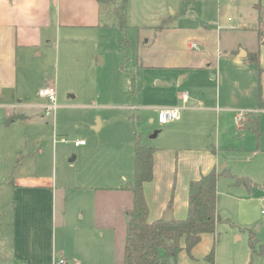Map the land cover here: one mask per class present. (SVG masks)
<instances>
[{"label": "crops", "instance_id": "crops-1", "mask_svg": "<svg viewBox=\"0 0 264 264\" xmlns=\"http://www.w3.org/2000/svg\"><path fill=\"white\" fill-rule=\"evenodd\" d=\"M216 1L219 7L222 4L229 6L231 12H226L225 17L223 11L219 10L220 21L216 29L210 32V37L209 32L201 27L189 29L194 35L187 38H173L172 35L166 36V32H158L153 46L145 48L141 54L143 70L169 71L164 76L155 77V84L148 83L147 92L168 99L161 109L181 110V119L172 122L176 130L170 134L172 145L152 146L156 149L154 178L144 186L151 221L164 218L169 211L172 219L186 218L190 183L215 168H226L225 162L230 163L225 153L231 150L222 147V137L227 136V140H232L236 139L237 134L249 133L242 131V124L237 120L238 112L247 110L245 120L249 113H258L261 120L264 113V0ZM105 11L106 3L103 0H0V111L4 112V121L15 111L29 117L24 123L33 120L31 110L36 106L33 108L31 103L26 102L31 98L32 88L37 92L54 84L52 77L49 80L47 75L53 70V50L58 56L62 41H73L80 32L103 26ZM222 19L235 27L236 23L243 26L242 31H255L258 45L250 49L240 41L226 45ZM161 40L163 43L160 44ZM194 44L198 47L194 48ZM207 44L211 46L206 48ZM200 46L203 49L199 51ZM256 53L259 54L263 70V109L259 108L258 74L256 88H253L239 70L244 59L253 64L250 56ZM46 106L38 107L45 116ZM130 109L138 110L135 106ZM142 109L154 111L152 107ZM233 123L237 131L234 134L231 133ZM105 124L107 121L100 116L97 124H92L91 128L100 130ZM211 127L216 133V144L210 143L205 147L192 144L196 137H201L202 131ZM155 130L152 137L158 138L163 131L159 128ZM62 139L66 142H62ZM81 140L71 141L61 135L54 136V158L57 145L70 143L72 161L80 160L83 165L62 183L58 182L55 168L53 176L49 178L28 176L18 179L16 184L13 182L17 193L11 221L13 244L7 254L9 260L1 263L4 254L0 253V264H54L60 259L65 260L66 264L123 262L127 212L133 204V195L124 186L134 178V158L132 173L121 175L118 181L102 183L89 170L94 165V148L101 147L89 146L88 143L75 146L74 142ZM261 170L264 171V164ZM252 178L260 180L253 175ZM221 180H218L217 199L219 224L223 222L220 212L223 200L220 196L230 198L231 195L233 203L245 214L240 224L248 228L246 233L241 229L240 233L231 231L242 246L234 245L230 239L225 240L217 249L214 264H264V254L256 256V259L252 257L251 262L248 244V229L254 232L259 245L264 244V184H257L253 191L244 193L242 189L245 188L235 186L233 179L229 180V191H222ZM172 194L174 197L170 207ZM244 203L255 204V209L251 211V207L243 206ZM216 236V232L203 235L201 243L193 250V261L203 258L206 264H211L206 256L215 247Z\"/></svg>", "mask_w": 264, "mask_h": 264}, {"label": "rangeland", "instance_id": "rangeland-1", "mask_svg": "<svg viewBox=\"0 0 264 264\" xmlns=\"http://www.w3.org/2000/svg\"><path fill=\"white\" fill-rule=\"evenodd\" d=\"M121 3L122 0L106 3L103 26L80 32L73 41H62V50L58 56L53 50V70L47 75L49 80L52 77L58 94L57 108L51 116H45L44 111L38 108L48 105V102L38 96L39 89L36 92L35 88H32L31 98L26 102L31 103L33 108L36 106L31 110L33 120L6 125L4 112L0 111V253L4 254L1 263L9 260L10 256L7 254L13 244L14 230L11 221L17 196L13 182L16 184L18 179L28 176L49 178L53 176L55 168L60 184L83 166L80 160L72 161L70 143L57 145L54 158V136L61 135L71 141L83 139L89 146L101 147L94 148V165L89 170L102 183L118 181L121 175L132 173L135 133L142 136L143 144L160 147L172 145L173 138L170 134L176 131L173 124L162 126L158 122L159 109L168 103V99L152 95L146 90L148 83H156L155 77L164 76L169 71L143 70L142 51L153 46L158 32H166V36L172 35L173 38H187L194 35L189 29L201 27L209 32L210 37V32L219 24V10L223 11V16L226 12H231L225 4L219 7L216 0H129L128 16L125 27H122L117 17ZM221 23L225 30L223 37L226 45L239 41L249 49L258 45L255 31H242L243 26L236 23V28L225 19ZM167 43L174 45L173 42ZM208 46L211 44H207L206 48ZM202 49L200 46L198 50ZM242 62L240 72L249 85L256 88V67L248 59ZM210 79L211 77L208 80ZM132 106L138 110L132 111ZM147 107H152L154 111L142 109ZM240 111L247 113L245 109ZM100 116L107 124L100 130L92 129L91 125H96ZM151 119L154 122L151 123ZM234 126L233 123V134L237 132ZM157 128L163 131L162 134L158 138L152 137ZM260 129V138L251 133L241 136L237 134L236 139L232 140H227V136L222 137L221 144L231 150L225 153L226 160L230 162H225L227 169L238 177L253 180V175L260 179L253 180L254 183L263 185L264 171L261 167L264 164V113L261 115ZM200 136L192 141L193 145L205 147L210 143H217L213 127L202 131ZM181 141L183 142L182 139ZM220 178L221 190L229 191L228 183L233 179L226 176ZM233 183L237 185L236 181ZM237 186L245 188L242 189L244 193L255 189ZM234 193L239 194L238 191ZM220 197L223 200L220 208L223 222L216 229V252L219 245L227 239L238 247L242 246V242L236 241L235 233L232 234L231 231L237 230L240 233L241 229L246 233L248 228L240 224L245 214L233 203L231 195L230 198L226 195ZM244 204L248 209L251 207V211L256 206ZM252 227L256 230L255 226ZM250 256L252 262V251ZM178 264L206 262L203 258L193 261L185 252L184 255H179Z\"/></svg>", "mask_w": 264, "mask_h": 264}, {"label": "trees", "instance_id": "trees-1", "mask_svg": "<svg viewBox=\"0 0 264 264\" xmlns=\"http://www.w3.org/2000/svg\"><path fill=\"white\" fill-rule=\"evenodd\" d=\"M101 1V0H100ZM129 0H122L117 12L120 25L125 27L128 16ZM258 74L259 108L263 109L261 75L263 70L260 65L259 54L250 56ZM28 116L20 112H12L5 118L6 125L17 121H26ZM242 124V131H248L261 137L260 115L247 114ZM156 149L142 143V136L134 135V178L124 186L133 195V204L127 212V236L124 259L121 264H178L179 255L185 251L194 259L193 250L202 241L205 234H214L219 224L220 217L217 208L218 180L222 176L236 181L237 185H244L249 189L257 186L250 178L238 177L231 170L216 168L199 180L192 181L189 185L188 214L184 219L173 218L165 221L164 218L151 221L150 210L145 196L144 186L154 178V155ZM172 194L169 206H172ZM228 221H230L228 219ZM249 245L253 256L264 254V244L259 245L252 230L248 229ZM216 249L210 251L206 260L214 264Z\"/></svg>", "mask_w": 264, "mask_h": 264}, {"label": "built area", "instance_id": "built-area-1", "mask_svg": "<svg viewBox=\"0 0 264 264\" xmlns=\"http://www.w3.org/2000/svg\"><path fill=\"white\" fill-rule=\"evenodd\" d=\"M194 48H197L198 46L194 44ZM57 87L56 85H48L44 88H42L39 91V96L43 99H45L48 102V105L46 106V115L51 116V113L56 110L57 108ZM186 95H184V98ZM181 119V110L179 108H164L161 109L158 116V121L162 125H167L172 122H176ZM245 119V113L244 112H238L237 114V120L239 122H243ZM62 142H66L65 139L61 140ZM75 146H83L86 145L85 140L76 141L74 142ZM54 264H66L65 260L60 259L57 260Z\"/></svg>", "mask_w": 264, "mask_h": 264}, {"label": "water", "instance_id": "water-1", "mask_svg": "<svg viewBox=\"0 0 264 264\" xmlns=\"http://www.w3.org/2000/svg\"><path fill=\"white\" fill-rule=\"evenodd\" d=\"M111 1H113V0H103L104 3H109V2H111ZM164 220H165V221H170V220H172V216H171V212H170V211L167 212V214H166L165 217H164Z\"/></svg>", "mask_w": 264, "mask_h": 264}]
</instances>
